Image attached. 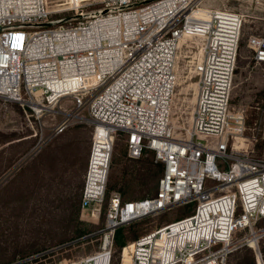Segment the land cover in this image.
Returning <instances> with one entry per match:
<instances>
[{
    "label": "built area",
    "instance_id": "obj_1",
    "mask_svg": "<svg viewBox=\"0 0 264 264\" xmlns=\"http://www.w3.org/2000/svg\"><path fill=\"white\" fill-rule=\"evenodd\" d=\"M47 1L0 0V98L31 116L61 114L54 136L76 118L93 125L82 210L93 203L96 217L119 135L131 159L150 150L163 165L153 195L110 196L101 250L75 264H111L118 227L191 202L190 214L126 245L123 264H227L240 230L247 234L239 247L252 246L264 219V157L230 150L246 129L244 110L232 107L245 15L219 7L199 18L195 13L205 8L197 0H103L53 24L45 22ZM193 36L201 39L202 54L193 64L196 95L183 136L172 108L179 44ZM247 45L252 60L264 64V32L251 34ZM69 99L72 110L62 108Z\"/></svg>",
    "mask_w": 264,
    "mask_h": 264
},
{
    "label": "rangeland",
    "instance_id": "obj_2",
    "mask_svg": "<svg viewBox=\"0 0 264 264\" xmlns=\"http://www.w3.org/2000/svg\"><path fill=\"white\" fill-rule=\"evenodd\" d=\"M205 9L226 7L242 12L245 24L239 47L232 92V107L245 113L242 143L231 151L264 157V64H256L247 45L251 34L264 32V0H197ZM45 22L59 23L70 17L76 7L92 10L103 0H48ZM201 42L186 37L178 52L177 83L172 121L179 135L187 136L192 122L197 77L193 64L198 60ZM180 83V84H179ZM181 90V92H180ZM72 110L73 103L62 102ZM83 116H88L83 112ZM49 114L31 116L20 105L0 98V264H75L81 258L101 250L107 222V202L114 192L124 200L153 195L161 172L154 153L145 151L139 158L127 154L126 138H116L108 178L105 202L100 214L92 215V203L82 210L83 161L91 149L93 125L74 119L61 134L54 136L53 126L62 119ZM87 169V168H86ZM196 202L176 205L162 212L127 224L123 228L124 245L115 239L111 264H123L128 258L123 248L141 235L190 214ZM259 240L240 246L247 230L236 232L227 264H257L258 252L264 262V219L256 226ZM115 236V234H114ZM260 257V256H259Z\"/></svg>",
    "mask_w": 264,
    "mask_h": 264
},
{
    "label": "bare ground",
    "instance_id": "obj_3",
    "mask_svg": "<svg viewBox=\"0 0 264 264\" xmlns=\"http://www.w3.org/2000/svg\"><path fill=\"white\" fill-rule=\"evenodd\" d=\"M48 12L50 13L51 11L48 9ZM196 14V17H199V18H203V19H207L208 18V11L206 10V9H200V11L199 12H197V13H195ZM192 38H194V39H198V40H200V42H201V39L200 38H198V37H192ZM186 39V37L185 38H183L182 40H181V42H180V44H179V46H181V43L183 42V40H185ZM201 54H202V48L200 49V51L198 52V60H199V58L201 57ZM179 73H177V83H178V81H179ZM180 84V83H179ZM177 85V84H176ZM178 86V85H177ZM194 89H196V83H195V86H194ZM196 91V90H195ZM180 92H181V90H180ZM195 95H196V93H195ZM174 100H175V97H174ZM259 237L258 236H255V237H253L252 239H251V241H250V243L251 244H253V243H255V242H257V239H258ZM107 256H106V253H103L102 255H101V258L102 259H104V258H106Z\"/></svg>",
    "mask_w": 264,
    "mask_h": 264
},
{
    "label": "trees",
    "instance_id": "obj_4",
    "mask_svg": "<svg viewBox=\"0 0 264 264\" xmlns=\"http://www.w3.org/2000/svg\"><path fill=\"white\" fill-rule=\"evenodd\" d=\"M163 166V165H162ZM163 172V167L161 168L160 165H159V170H158V173ZM125 225L123 226H120L118 227L116 230H115V236H114V239L120 244V245H124V239H123V228H124ZM126 250V249H125ZM247 264H254V262H252L251 260L247 262Z\"/></svg>",
    "mask_w": 264,
    "mask_h": 264
},
{
    "label": "crops",
    "instance_id": "obj_5",
    "mask_svg": "<svg viewBox=\"0 0 264 264\" xmlns=\"http://www.w3.org/2000/svg\"><path fill=\"white\" fill-rule=\"evenodd\" d=\"M89 154H90V146L89 148H86L85 150V155H84V161H83V178L85 176V172H86V168H87V165H88V159H89ZM84 183V181H83Z\"/></svg>",
    "mask_w": 264,
    "mask_h": 264
}]
</instances>
